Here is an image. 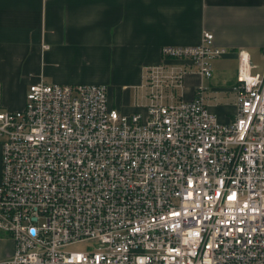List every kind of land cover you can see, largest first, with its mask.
I'll list each match as a JSON object with an SVG mask.
<instances>
[{
    "label": "built area",
    "instance_id": "built-area-1",
    "mask_svg": "<svg viewBox=\"0 0 264 264\" xmlns=\"http://www.w3.org/2000/svg\"><path fill=\"white\" fill-rule=\"evenodd\" d=\"M225 53L210 31L163 46L143 69L144 117L109 106L104 84L39 81L22 109H0V232L13 242L0 264H264V67L237 50L226 123L204 86L178 95Z\"/></svg>",
    "mask_w": 264,
    "mask_h": 264
},
{
    "label": "crops",
    "instance_id": "crops-1",
    "mask_svg": "<svg viewBox=\"0 0 264 264\" xmlns=\"http://www.w3.org/2000/svg\"><path fill=\"white\" fill-rule=\"evenodd\" d=\"M203 31L226 53L208 79L186 72L178 95L190 100L204 86L208 109L226 123L236 110L237 50L263 57L264 0H0V109H22L39 81L104 84L109 106L144 117V67L163 62V46L199 44ZM12 249L0 235V259Z\"/></svg>",
    "mask_w": 264,
    "mask_h": 264
},
{
    "label": "rangeland",
    "instance_id": "rangeland-1",
    "mask_svg": "<svg viewBox=\"0 0 264 264\" xmlns=\"http://www.w3.org/2000/svg\"><path fill=\"white\" fill-rule=\"evenodd\" d=\"M251 59H252L253 63L258 65V69H256V70L262 71V68L264 67V58L262 56H260V54H256V55L252 54ZM230 65L232 67V63H230ZM213 74H214V72H213ZM205 97H206V93H205ZM0 235L4 236L5 238L6 237L8 238V236L5 235L4 233H0ZM74 248L81 250V249H84V246L83 245H76V246H74Z\"/></svg>",
    "mask_w": 264,
    "mask_h": 264
}]
</instances>
